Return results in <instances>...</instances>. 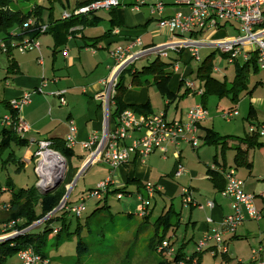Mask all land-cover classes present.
Masks as SVG:
<instances>
[{
	"label": "rangeland",
	"instance_id": "obj_1",
	"mask_svg": "<svg viewBox=\"0 0 264 264\" xmlns=\"http://www.w3.org/2000/svg\"><path fill=\"white\" fill-rule=\"evenodd\" d=\"M76 1L84 0H11L9 9L13 12L21 11L27 13L35 5L43 6L45 10H43L42 19L46 23L50 15L55 19H58L62 10L70 12L75 6ZM162 1L166 4L173 5V0ZM134 3L135 0L126 1V4L130 5ZM148 3L150 4L151 2L148 1ZM124 7L128 9V11L130 10L133 17L142 13L144 17L152 20L158 19L157 15H151L149 13L150 10L147 6L142 7L143 9L141 8L140 12L131 11L130 6ZM167 9H171L172 12L186 13V10L179 6H171ZM96 15L103 21L93 29L102 34L108 29L107 21L110 16L104 10L97 11ZM237 35L238 32L234 27L227 24L225 27L215 30L213 37L217 38L224 36L222 38L224 39ZM2 38L3 36L0 35V41ZM145 38H147V35H145ZM192 38L193 33H189L185 36V40ZM203 39L208 41L213 40L208 34H206ZM209 54H214L211 58L213 77L219 81H225L227 85L233 80L237 67L236 65L240 68L245 63L241 57L238 58L237 62L229 63V57L223 56V54L212 47L200 48L198 52L199 61H202ZM13 55L15 57L18 55L17 48L13 50ZM155 58L156 56L152 55L147 59L138 60L133 64L135 65L133 68L140 69L143 66H148ZM6 63V54H3L0 51V130L2 126V118L5 115V109L1 102L11 101V99L7 98L10 91L6 89L5 81H3L5 69L8 67ZM179 64L181 70L188 67H185L182 63ZM189 65L192 70L197 66L193 61L190 62ZM172 71L176 72L174 71V67H172ZM187 77L190 80H194L195 76L191 74ZM246 83L247 89L241 94L239 102L235 106L231 105L228 100L218 101L214 97H210L206 101L205 105L210 114L207 127H213L214 132L219 136L244 137V135L248 134V132H250V127H254L255 125L254 122L250 124L249 121L245 120L248 116L250 105L253 107V121L264 122V70L255 71L249 67ZM58 93L59 92L56 94ZM193 99H195V101L199 100V98H187L183 101L180 108L182 109L183 106H187ZM159 101L160 105H163V101L161 99ZM219 108H223L226 112L230 111L229 108H233L231 110H235L238 115L229 122L222 121L219 117ZM110 111L111 108H109V113ZM171 115L172 112L167 116L168 119ZM260 140L263 142L264 138L261 136ZM198 143L199 145L197 148H192L188 143L179 146L181 153L179 157L180 160L177 163L182 166L185 173L177 179L171 178V174L174 172L176 158L169 154L166 156L167 158L162 157L161 154L156 152L150 155L149 158L145 159V165L152 169L150 185L159 188L158 182L162 179L178 187L172 196H167L166 190L165 192L163 191V194H155L154 199L150 198L148 200L150 216L147 218V225L145 228L143 224L144 217L139 218L136 215L139 203L136 197L137 194H135L137 187L134 185L127 186L125 192L130 194H120L122 196L121 199H118L116 194H111V192L117 188L109 186V194L105 203H103V200L97 203L99 200L97 198L86 200L84 202L85 211L82 213L81 219L79 220H76L74 216L68 213L63 214L68 207L66 205L67 199L69 203H72V206H76L78 198L80 199L81 197L86 196L88 192L96 190L98 183L104 181L107 173L106 166L102 160L100 164L94 163L82 172L84 168L83 162L89 155L80 148H76L75 151H73V155L71 153L68 157L64 152L58 153L64 161L65 166L63 182L59 186L60 189L65 191V195L58 205L57 210L55 209L52 214L46 215L43 219L32 225L34 226L32 229L33 233L42 232L43 228L46 226L50 229L59 230L63 227V223L67 225V229H64L59 233L56 237V241L53 240V235H50L47 238L48 241L44 250L49 264H157L158 261L162 260V257L157 253L158 251L156 252L154 247L151 246L150 239L153 235L152 225L160 214L164 213V211L167 212L170 208L179 215L182 221L178 222L174 231L170 229L166 233L165 238L169 239L173 252H177L182 247L183 258L187 260V258L196 251V245L200 242L201 237L193 226L189 224L190 212L192 210L187 206L185 207V205L193 204L191 192L199 195V200L196 201L202 205L205 204L206 199L210 198V192L214 194L211 184L204 178H206L205 165L212 163L215 154L219 162H225L228 166L233 167L232 150L226 151L224 156L225 160L223 162L219 149L205 144L204 139L199 140ZM10 149L13 151L12 159L15 162L20 161L22 168L20 171H17L12 162L11 165L6 166L5 169L0 167V184L3 186L8 182V179H10L9 181L13 184L14 191L17 192L19 188H30L37 180L36 184L42 189L40 190V193L42 194V192L45 191V187H41L43 180H41L33 170V166L35 168L36 157L33 159L34 164L31 162V152L34 148L27 152L24 147L19 148L16 147V145L11 144ZM260 152L263 151L256 150L255 155L253 156V169L251 176L248 175L246 169L238 168L236 170L237 177L244 183L245 187H247V182L253 183L254 181V183H256L257 175L260 174L264 176V153L259 155L261 154ZM6 155V153H3L1 160L6 159ZM192 171L195 172L194 175L191 174ZM184 189H192L189 190L191 203L185 205L183 204L185 196H183L182 192ZM159 190L161 189L159 188ZM68 191V196H70L64 200ZM145 195V193L141 194L142 197ZM250 195H252V193H250ZM10 197L11 193H3L0 197V202H6ZM255 201H258L261 204L263 203L260 198L255 197L253 199V205L259 212L260 209H258ZM103 205L109 207V209L106 211L97 210L96 212L100 213L96 217H93L88 223L86 218L91 216L98 207ZM262 208L261 217L258 220H249L246 217L245 210L242 209V214L245 217V220L236 228L234 234L236 237L231 239L232 235H223L222 230L220 235V241L222 244L220 245V249L217 251L216 256L214 257L213 254L209 252L203 253L200 264H250L253 257L260 262H264V207ZM54 214L56 216L52 217ZM203 214V212L195 211L193 217H195L198 222L204 221L205 218H203ZM50 218L51 222L48 223L47 221ZM77 225L79 226V232L76 234L75 229ZM215 227L218 228V225ZM225 247L226 256L231 260L224 261L221 257V252H223L222 248ZM210 248L211 247L209 246L208 249ZM259 249L261 250V254L254 255V252L256 253ZM160 250L162 249H159V251ZM167 251L170 252L169 249ZM172 257L173 256L166 258H168V261H172ZM183 260L178 259L177 262L171 264H181L184 262ZM19 263L20 262L15 255L6 262V264ZM191 264H194V262L192 261Z\"/></svg>",
	"mask_w": 264,
	"mask_h": 264
},
{
	"label": "crops",
	"instance_id": "obj_2",
	"mask_svg": "<svg viewBox=\"0 0 264 264\" xmlns=\"http://www.w3.org/2000/svg\"><path fill=\"white\" fill-rule=\"evenodd\" d=\"M148 1H146V4H149ZM80 2L82 1H76V4ZM76 4L71 9V11L75 8H78L76 7ZM125 5L127 6L130 4H126L125 2ZM141 8L138 11H134L132 9L131 11L140 12ZM104 11L109 14V19L111 18L110 12L114 13V18L119 25V33H111L107 39H103L97 44L94 42V39L101 37V35L109 30V20L107 21L108 29L104 33L100 34V32H96L93 28L98 26L103 20L96 15L97 11H94L81 17L98 18L99 21L96 26L82 27L77 25L66 31L65 22L62 21L60 17L64 12L67 11L62 10L58 19L52 17L50 20L48 19L49 21L46 23L44 22V25H48L49 27L47 28L46 32L40 33L35 39L39 45L38 50H29L23 54L17 50L18 55L16 57L13 55V50L16 48H14L10 53L11 60L14 62L16 68L14 70L15 73L8 74L6 67L5 74L3 75V81H5L6 89L10 91L7 98L11 99V101L16 100L22 97L24 92L34 91L27 105L23 106L19 112L21 119L29 126V132L25 135V139L28 140V144L24 149L27 152L29 150H33L32 148L35 150V142L55 138L56 140L53 142L55 144L54 147L56 151L63 153L65 148L63 141L66 138L68 132V122L70 120L74 122L77 130L76 142L70 149L72 155L76 148L84 150L88 155H90L91 152L96 151L99 140L102 138L105 128L111 130L115 124L114 116L110 115L109 113V108H111L112 105L110 104L107 112H105L100 104V101L98 100V96L104 88L102 82L108 78L110 71L114 66V61L110 57L109 52L114 50L116 47L127 46V44L135 38L140 39L144 47H150L160 46L170 37V34L167 31L162 30L157 26V19L152 20L150 18L144 17L142 13L133 17L130 13V10L128 11V9H126L124 6ZM172 13L174 12H172L171 9H166L164 11L165 15ZM17 32L18 31L15 30L14 34ZM214 32L215 31L208 34L211 39L218 40L224 37H213ZM145 35H147V38H145ZM26 39L28 38L24 37L21 41H13V44L21 45ZM64 51L66 52V56L63 55ZM149 57L151 56H147L145 58L147 59ZM162 60L166 62L176 61L178 68L176 72H172L173 75L166 85L156 86L153 85L152 81L148 80V84L146 85H142L138 88L127 89L123 95L122 102L128 106H143L149 115L163 113L168 122L184 120L186 112L192 106L201 104V94L203 93L202 85L199 82L190 80L187 77L191 74L195 76L194 71L197 67L196 66L195 69L192 70L189 65L190 62L193 61L196 63V65H198V62L200 61H195V59H192L190 53L187 50L170 53L168 59ZM179 63H182L185 67H188L184 70H181ZM6 64L8 65V63ZM133 67H135V65L130 66L128 70ZM124 77L127 79L128 74L125 73ZM189 82L193 84L192 90L187 87ZM198 90H201V94L197 92ZM62 91H65L64 97L66 99V103L64 106L59 104L58 97L55 95L57 92ZM187 98H199V100L196 99L197 101H195V99H193L187 106H183L181 109V104ZM160 99L163 101V105H160ZM207 100L208 99L205 100V103ZM7 102L10 101H2L1 103L4 104ZM203 106L207 109L206 105ZM3 107L5 109L6 115L7 109L4 105ZM218 110L220 111L224 109L219 108ZM171 112L172 115L168 119L167 116H169ZM209 116L210 114L208 115L207 119L199 126L198 142L199 140L204 139L205 133L208 129L214 132L213 127H207ZM254 123L257 124V126L264 125V122L254 121ZM252 128L253 127H250V131ZM92 135H96L98 140L90 149H86L83 144H85L88 141V138H90ZM262 137L264 138V135ZM260 142L262 145L256 150L263 151L260 152L261 154H259L262 155L264 153V141L262 142L260 140ZM181 144L185 143L179 142L178 145L169 143L166 147L165 155H161L162 157H166L169 154L176 158L174 172L176 165L178 164L177 162L180 160L179 157L181 150L179 149V146ZM256 150H254V152L251 154V169L249 171L246 170L249 176L252 175L253 156L255 155ZM71 153L66 154V156L68 157L71 155ZM154 153H151L150 155ZM150 155L143 158L142 160H139L138 157H131L126 164L116 168L111 173L109 166L104 163L107 173L104 180L111 177L113 186L116 188H127L128 185L136 186V197L138 194H144L145 191L143 186L145 184H150L152 178V169L146 166L144 162L145 159L149 158ZM214 156H216V154ZM224 160L222 161L224 162ZM98 164H100V162ZM211 165L212 163L205 165V176L207 167ZM224 167L232 168L225 162ZM216 169H219V167H216ZM173 174H171V178H175ZM191 174L194 175L195 172L192 171ZM204 179L209 182L207 177ZM256 179V183H254V181L253 183L247 182V187L244 186V183L243 186L244 192L247 194L252 193L253 199L255 197L261 199L263 204L255 201L258 209H260L259 213L261 217L263 209L262 207H264V176L259 174L256 176ZM132 180L135 182L131 183ZM158 186L161 189V193L157 194H163L167 190V196H172L178 188L177 186L172 185L170 182L162 179L159 180ZM211 187L214 194L210 192V198L206 199L204 205L196 201L199 200V195L193 192H191L193 204H184L185 207L187 206L192 210L190 212L189 224H191L199 236H201L200 240L210 228L218 225L221 219L229 215L231 212L230 200L220 196V192L218 193L213 188L212 184ZM184 190L182 192H184ZM154 196L155 194L151 198L154 199ZM207 202H212L213 207L208 208L206 206ZM194 204L203 206V209L198 210ZM195 211L203 212V218H205V220L199 222L196 221L197 219L193 217V213ZM147 215L150 216L149 209L147 210ZM207 219H210L211 223H207ZM179 221L181 222L182 219H180L178 216V222ZM235 232L231 233V239L236 237L234 235ZM229 234L224 233L223 235ZM211 245V247L215 249V245ZM259 254H261V252Z\"/></svg>",
	"mask_w": 264,
	"mask_h": 264
},
{
	"label": "built area",
	"instance_id": "obj_3",
	"mask_svg": "<svg viewBox=\"0 0 264 264\" xmlns=\"http://www.w3.org/2000/svg\"><path fill=\"white\" fill-rule=\"evenodd\" d=\"M127 0H99L84 7H78L71 12H64L61 15L62 21H67L74 17L85 16L91 12L98 10H112L122 6H126ZM151 3L146 4V0H135V3L130 6L132 10L138 11L142 6H147L151 15H157V25L160 29L167 31L170 34L169 40L160 46L144 47L141 40L135 38L131 40L125 47H116L109 52L110 57L114 61V66L110 71L108 78L102 82L104 90L98 96V100L105 112H107L111 99L114 94V89L117 85L119 76L127 70L134 62L147 56L155 55L156 58L168 59L170 53L187 50L192 59L198 60V52L201 47H212L219 51L223 56L229 57V63L236 62L239 57L245 62H254L259 70H264V0H173V5L166 4L164 1L149 0ZM171 6H179L186 10V13L174 12L165 15L164 11ZM230 24L238 32L237 36L224 38L221 40H204L203 37L210 32L218 30ZM33 25L32 20H28L24 24V28ZM48 25H42L39 32L47 31ZM119 28L112 30V34H118ZM193 33V38L185 40V36ZM5 45L0 42V49H4ZM20 53L39 48L36 40H24L21 45L15 46ZM138 49V50H137ZM140 49V50H139ZM66 56V52H63ZM174 63V71L177 70V62ZM187 87L192 90L193 84L189 82ZM201 94V90L197 91ZM32 92H24L22 97L10 101L9 105L18 111V124L14 127L15 131L22 136L29 132V126L21 119L20 109L27 105ZM64 92L56 94L61 106L65 105ZM209 113L202 104L192 106L181 121L168 122L163 113L143 115L137 114L130 110H124L115 121L113 129L105 128L102 138L99 140L96 151L91 152L85 160L83 171L88 166L102 162L110 168V173L116 168L126 164L131 157H138L139 160L147 157L151 153L158 152L162 156L166 153V147L169 143L178 145L179 142L188 143L192 148L198 146L199 126L205 121ZM237 116L235 110L224 111L220 110V118L229 122ZM1 125L10 127V119L7 115L2 118ZM259 134L264 135V125L259 126ZM76 126L73 121L68 122V132L65 138V144L68 149H71L76 142ZM98 140L96 135L88 138V141L83 144L86 149H90ZM32 143V142H31ZM30 143V144H31ZM35 150V168L34 171L41 180L46 174L43 157L45 153H50L53 156L61 158L59 152L52 149L49 141L40 140L34 143ZM62 159V158H61ZM65 167V166H64ZM215 169L214 167H212ZM49 170V169H48ZM225 178L226 184L220 192V196L230 200L231 212L229 215L221 219L218 228L215 226L203 235V238L196 245V252L201 253L204 249H208L211 244L215 245V251H218L220 245V235L234 233L236 228L245 220L242 214V209L246 212V217L249 220H258L260 213L253 205V195L244 192L243 182L235 175L233 168L224 170L217 169ZM184 170L180 164L176 165L173 176L179 178L184 174ZM50 179L54 177L49 175ZM113 186L111 177L98 183L96 190H92L81 197L74 212L80 215L84 212V202L89 199H102L103 195ZM146 196H137L139 203L138 212L139 218H142L147 213L148 200L152 197L153 191H158L157 186L145 184L143 188ZM160 191V190H159ZM103 194V195H102ZM183 204L191 203L189 190L183 192ZM121 199V195H117ZM198 210H202L203 206L196 205ZM208 208L213 207L212 202H207ZM207 223H211L207 219ZM167 247V243L162 244ZM212 248V247H211ZM226 251L225 248H222ZM259 249L254 255L259 254ZM214 255V252L211 253ZM21 260L20 264H47L42 261L40 256L36 255L32 249L21 250L18 253ZM194 262V261H193ZM250 264H264L258 261L255 257Z\"/></svg>",
	"mask_w": 264,
	"mask_h": 264
},
{
	"label": "trees",
	"instance_id": "obj_4",
	"mask_svg": "<svg viewBox=\"0 0 264 264\" xmlns=\"http://www.w3.org/2000/svg\"><path fill=\"white\" fill-rule=\"evenodd\" d=\"M97 1L99 0H84L80 3H77L76 7H84ZM10 3L11 0H0V35L3 36L0 42H3L5 45V48L3 50L0 49V51L3 54H6L8 63V74H13L15 73L14 70L16 68L14 62H12L11 60L10 55L12 50L15 48L14 45H16L13 44V41H21L24 37L28 38V40L31 41L38 37V35L40 34V27L44 25L42 14L45 8L43 6L35 5L27 13H23L21 11L13 12L9 9ZM113 14V12H110L111 18L109 19V30H107V32L101 35V37L94 39V42L96 44L102 41L103 39H107L112 33V30L116 27H119ZM51 18L52 15L48 17L49 20ZM28 20H32L33 25L24 28V24ZM98 21V18L81 17L80 19V17H74L67 21H64L65 30L68 31L71 27L77 25L82 27L96 26ZM15 30H17L18 33L14 34ZM213 56L214 54H209L202 61L198 62L196 70L194 71V80L199 82L203 88V93L201 94V104L205 105L206 99L214 97L218 101L228 100L231 105L235 106L239 102V97L241 96V94L247 89L246 79L248 77L249 67H251L255 71L259 69L255 64L254 59H252L250 62H245L242 67H236L233 80L227 85L225 81H219L213 77V67L211 63V58ZM173 66V62H166L160 58H155L152 62L149 63L148 66H143L140 69L131 68L130 70H125L118 78V82L114 89V94L111 99L112 107L110 115L114 116V120L116 121L118 116L124 110H130L137 114H143L146 116L149 115V113L146 112L145 107L143 106H128L123 104V95L129 88H138L142 85L148 84V80L152 81L153 85L165 86L173 75ZM125 73L128 74V80L124 77ZM9 103L10 102L4 104L2 103L7 109L6 115L10 119V127L6 128L2 126L0 130V167L5 169V167L11 165L12 162L16 167V170L20 171L22 168V164L20 161L15 162L12 159L13 151L10 149V147L11 144H14L16 145V147L25 148L28 144V140L15 131L14 127H16L18 124V111L14 110L9 105ZM252 110L253 107L250 105L248 116L245 119L249 121L250 124L254 122ZM258 128L259 125L257 126V124H255L252 130L248 132V134L244 135V137H222L219 136L217 133L213 132L212 130L208 129L205 133L204 141L205 144L211 145L219 149L222 160H224V155L227 150H233L234 155L232 160V168H234L235 170L240 168L249 171L252 166L251 154L254 152V150L258 149L262 145V143L260 142L261 136L259 134ZM55 140V138H51L46 139L45 141H49L51 147L53 148L55 145L53 141ZM63 142V145L65 147L63 152L66 154L71 153L70 149L66 147L65 140ZM53 149H55V147ZM35 150L31 152L32 164H34L33 159ZM3 153L7 154V158L1 160V156ZM212 167H214L215 169H213ZM216 167H219L222 170L226 169L224 167V163L222 164L221 162H219L217 160V157L214 156L212 159V165L207 167L206 177L212 184L213 188L219 193L224 189L226 181L224 176L216 169ZM9 180L10 179H8V182H6L3 186L0 184V197L3 193H11V197L8 201L0 202V264H6L7 260L13 257L14 255L21 263V260L18 257V253L21 250L27 249H32L36 255L40 256L42 261H46V263L49 264L44 250L47 245V238L50 235H53V240L56 241V237L64 229H67V225L63 223V227L59 230L50 229L48 226H46L40 233H33L32 229L34 226L32 225L43 219L46 215L53 213V211L58 207L61 200L63 199L65 191L59 188L53 194L44 196L40 193V190L42 189L37 187L36 180L30 188H19L18 191L15 192L13 184H11V181ZM134 182L135 181L132 180L131 183ZM144 187L145 185L143 186V188ZM125 189V187L114 189L111 194H130L126 193ZM157 193H161V191H153V195ZM108 194L109 189L103 195L102 199H99L97 201V203L101 202V200H103V203H105L107 201ZM71 204L72 203H69L67 199L66 205L68 207L66 212L62 211L63 214L68 213L74 216L76 220L81 219L82 214L77 215L74 212V209L77 205L72 206ZM108 209L109 207L105 205L98 207L91 214V216L86 218L88 223L93 219V217H96L100 213H97V210L106 211ZM148 215L146 213V215L144 216V228L147 225L146 221L149 217ZM55 216L56 215L54 214L52 217ZM178 216L179 215L176 214L172 210V208H170L167 212L164 211V213L160 214L152 225L153 235L150 239L151 246L154 247V250L156 252L158 251L157 253L160 254L162 257V260L158 261L157 264H171L177 262L178 259H184V255L182 253L183 248L181 247V249H179L177 252H173L169 239L165 238L166 233L170 229L174 231V229L177 227ZM47 222L50 223L51 218ZM75 230V233L77 234L79 232L78 225ZM163 243H167V247H163ZM159 249L162 250L159 251ZM168 249L170 250V252L167 251ZM207 252H214L213 256H216V251L213 248L204 249L201 253L194 251V253L189 258H187V260L184 259V262H182L181 264H191L192 261H194V264H200L202 254ZM170 256H173L172 261H168V258H166ZM221 257L224 261L230 260V258L226 256V251L221 252Z\"/></svg>",
	"mask_w": 264,
	"mask_h": 264
},
{
	"label": "bare ground",
	"instance_id": "obj_5",
	"mask_svg": "<svg viewBox=\"0 0 264 264\" xmlns=\"http://www.w3.org/2000/svg\"><path fill=\"white\" fill-rule=\"evenodd\" d=\"M43 163L45 165L44 169L46 170L45 172L47 175L45 176L44 174L45 180H43V182L41 183V187H45L46 184H48L51 181H54L55 178L58 179L62 177L64 174V161L61 158L53 156L47 152L43 157ZM49 175H53L54 177L50 179Z\"/></svg>",
	"mask_w": 264,
	"mask_h": 264
},
{
	"label": "water",
	"instance_id": "obj_6",
	"mask_svg": "<svg viewBox=\"0 0 264 264\" xmlns=\"http://www.w3.org/2000/svg\"><path fill=\"white\" fill-rule=\"evenodd\" d=\"M63 178H64V176H62V177H60L58 179L55 178L54 181H51L48 184H46L45 191L42 192V195L47 196V195L53 194L55 191H57L59 189V186L63 182ZM68 194H69V191L66 193V196H65L64 200L68 197ZM56 210H57V208H56Z\"/></svg>",
	"mask_w": 264,
	"mask_h": 264
}]
</instances>
